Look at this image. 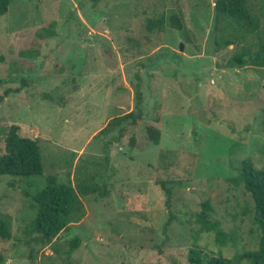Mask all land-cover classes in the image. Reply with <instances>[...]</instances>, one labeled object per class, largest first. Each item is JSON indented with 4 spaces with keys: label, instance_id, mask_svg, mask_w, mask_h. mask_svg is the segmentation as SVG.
I'll list each match as a JSON object with an SVG mask.
<instances>
[{
    "label": "rangeland",
    "instance_id": "rangeland-1",
    "mask_svg": "<svg viewBox=\"0 0 264 264\" xmlns=\"http://www.w3.org/2000/svg\"><path fill=\"white\" fill-rule=\"evenodd\" d=\"M212 2L10 0L0 16V155L2 131L17 125L21 137L38 143L43 172L0 176V213L20 236L33 217L24 193L42 188L48 175L70 183L93 176L107 191L99 199L79 196L82 216L39 251L37 264H186L204 200L231 239L220 245L201 233L198 247L226 258L256 247L249 195L225 179L244 160L264 170V69L226 67L237 48L213 50ZM258 4L264 27V0ZM172 15L180 31L169 24ZM159 16L163 30L148 33L146 19ZM50 25L53 35L41 38ZM136 90L137 125L121 138L116 130L94 137L112 117L136 111ZM145 125L159 131L157 145ZM158 174L186 181L172 189L175 220L164 232ZM73 237L79 244L67 254ZM4 247L3 264H27L23 247Z\"/></svg>",
    "mask_w": 264,
    "mask_h": 264
},
{
    "label": "trees",
    "instance_id": "trees-1",
    "mask_svg": "<svg viewBox=\"0 0 264 264\" xmlns=\"http://www.w3.org/2000/svg\"><path fill=\"white\" fill-rule=\"evenodd\" d=\"M93 5L102 0H89ZM10 0H0V16L8 12ZM212 13L213 23L211 28V45L218 52L228 47L237 50L227 59L226 67L243 68L251 67L255 70L264 69V27L261 26L260 5L258 0H213ZM169 24L180 31L182 25L178 18L171 16ZM145 29L148 33L160 32L165 25L163 16L147 18ZM51 25L40 29L39 36H52ZM22 55L24 53H21ZM1 83V81H0ZM140 94L135 91V112L109 119L106 124L94 135L106 136L117 131V138L134 128L142 116L140 110ZM159 119L158 117L155 120ZM3 133V153L0 155V176L16 178H30L42 176L43 165L40 148L36 140L21 137L19 127L10 125ZM144 133L146 139L157 145L159 131L150 125H145ZM93 137V138H94ZM133 144V137L128 139ZM161 160L164 158L160 156ZM160 160V161H161ZM162 171L169 166L161 165ZM236 175L226 178L234 186L242 185L245 193L251 200V220L256 226L259 237L257 245L252 250H241L226 258L221 254L201 249L197 241L201 233H212L214 241L220 245L231 239L210 219L212 208L207 200L199 203L200 210L194 214V222L197 224L195 233L192 234L191 246L187 250L186 264H264V170L254 168L248 160L242 161L235 169ZM160 178L156 184L164 195V206L167 209V220L163 226V232L175 220L170 211L172 189L183 187L186 181L172 179L168 174H158ZM94 177L76 179L73 183L69 181L57 182L56 177L48 175L42 188L34 193H24L30 197L29 207L33 211V217L29 221H23L20 236L11 234V218L0 213V264H3L10 251L4 247L10 242L13 249L23 247L18 251L25 256L27 264H37L36 258L42 249L50 246L72 222L82 216V205L79 196L93 195L95 199L106 196V188L103 184L94 182ZM79 239L71 238L67 242V254H71L78 246ZM55 251V250H54Z\"/></svg>",
    "mask_w": 264,
    "mask_h": 264
},
{
    "label": "water",
    "instance_id": "water-1",
    "mask_svg": "<svg viewBox=\"0 0 264 264\" xmlns=\"http://www.w3.org/2000/svg\"><path fill=\"white\" fill-rule=\"evenodd\" d=\"M179 50H181V45H179Z\"/></svg>",
    "mask_w": 264,
    "mask_h": 264
},
{
    "label": "built area",
    "instance_id": "built-area-1",
    "mask_svg": "<svg viewBox=\"0 0 264 264\" xmlns=\"http://www.w3.org/2000/svg\"><path fill=\"white\" fill-rule=\"evenodd\" d=\"M213 5V4H212Z\"/></svg>",
    "mask_w": 264,
    "mask_h": 264
}]
</instances>
